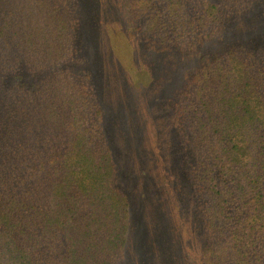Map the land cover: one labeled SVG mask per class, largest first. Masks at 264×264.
Segmentation results:
<instances>
[{"label": "trees", "instance_id": "16d2710c", "mask_svg": "<svg viewBox=\"0 0 264 264\" xmlns=\"http://www.w3.org/2000/svg\"><path fill=\"white\" fill-rule=\"evenodd\" d=\"M81 2L0 0V264H141L146 244L155 247L146 264H167L157 246L178 244L170 197L177 209L188 198L189 221L203 230L198 264H264V42H254L264 20L252 18L263 0H122L138 46L180 54L187 66L173 67L159 94L176 87L167 151L182 157L187 185L165 156L161 196L134 132L144 130L133 107L147 108L142 87L118 86L121 121L92 72L66 68L81 53L75 39L88 37ZM111 120L134 137L122 139L135 159L133 194L106 132Z\"/></svg>", "mask_w": 264, "mask_h": 264}, {"label": "rangeland", "instance_id": "374dc122", "mask_svg": "<svg viewBox=\"0 0 264 264\" xmlns=\"http://www.w3.org/2000/svg\"><path fill=\"white\" fill-rule=\"evenodd\" d=\"M80 1H82V4L84 2L88 8V10L83 9L85 10L84 26L88 33V37H86L87 41H84L83 35L80 34L75 39V47L81 50V53L76 57V60L78 61H73L71 64L68 63L66 68L75 74L92 72L93 80L96 81V84H98L100 88L104 106H106V109L111 115L114 116L116 112L121 121H126L127 117L123 111V90H117L119 87H124V79L129 86H134L136 88L142 87L141 91L146 94L145 101L148 103L147 108L144 110L141 104L137 107V100L134 101L133 107L134 110L137 111V115L140 114L139 119L144 126V130L141 129V131H139L136 127L134 132H137V139H140V142H142L150 151L149 154L151 157L146 159L145 154L142 152L145 159L143 161V166L149 170L150 175L153 177L150 178L151 182L157 183L158 187L155 188L157 189L155 194L157 193V195L161 196L162 192H164L163 189H161L164 176L162 173L163 167L161 166V160H163V157L165 156L171 161V164L168 163V169L172 176H180L183 185H187L184 164L180 161L182 157H175L176 160L174 162L171 154L167 151L170 147L167 146V143L170 142V134L173 132L169 123L171 120V113L168 108L169 103L167 101V96L172 93L176 87L171 88L169 94H166L164 97H160L159 95L163 90L168 91V88L163 89L164 85H166V87H171L169 77L173 78L175 76L174 73L176 72L173 67L181 65L182 70H184L187 68V66H185L186 63H183L180 54L172 52L170 53V59H167L166 57L159 58L158 56L154 57L151 54H148L140 45L138 46L137 38L134 37V34H132L127 25L123 12L122 0ZM100 12L105 20H100ZM252 18L257 21H259L260 18L264 20V0L262 4L258 6L256 16H253ZM100 21L104 24V28L101 29V34L98 35L97 30ZM255 41L258 43L264 42V31L260 33L258 38H255L254 42ZM91 44L93 50L90 52L88 51V48H91ZM94 46H96L98 50H94ZM83 51H87L88 54L84 55ZM161 63L162 65L163 63L165 65L164 68L160 70ZM186 72L187 70L183 71L184 77ZM112 125V120L106 123V132L111 136L116 154L120 156L123 179H125L129 192L133 194L138 186V181L137 175L132 174L136 171V167L134 166L135 161L133 165L129 160L132 161L135 159L130 156L131 149L125 147L124 141L127 142L126 144L129 146L128 143H132L134 137L132 139L129 138V134L124 130H122V132H120L121 129L117 131L114 125ZM162 150L164 153L163 155L161 153ZM181 182L180 184H182ZM149 193L151 196V190H149ZM170 198L169 214H167L168 220L171 219L176 227L174 233L178 242V248L176 249L177 245L175 242H171L168 245H158L157 250H166L168 258L165 262L167 264H176L177 261L181 264L178 255L183 258L182 264H198L196 260H199L202 253V245L200 241L201 235H203V230L198 227L197 224H193V222L189 221L186 204L188 198H181L179 200L180 207H178V209L176 207L178 205H175L177 203H172L173 197ZM134 203L137 208V201L134 200ZM161 224V228H163L165 224L162 222ZM138 249L139 251H146L140 253L141 259L139 260V263L146 264L148 260L147 258L150 259L154 255L152 254V251L155 247L146 244L140 246ZM127 256H129V251H127ZM172 257H174V259H172ZM149 264H155V262L151 261Z\"/></svg>", "mask_w": 264, "mask_h": 264}]
</instances>
